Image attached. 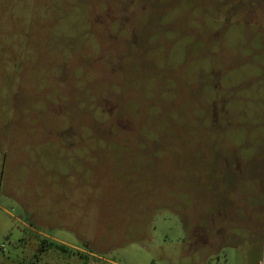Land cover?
<instances>
[{
    "label": "rangeland",
    "instance_id": "1",
    "mask_svg": "<svg viewBox=\"0 0 264 264\" xmlns=\"http://www.w3.org/2000/svg\"><path fill=\"white\" fill-rule=\"evenodd\" d=\"M263 132L264 0H0V264H264Z\"/></svg>",
    "mask_w": 264,
    "mask_h": 264
},
{
    "label": "crops",
    "instance_id": "2",
    "mask_svg": "<svg viewBox=\"0 0 264 264\" xmlns=\"http://www.w3.org/2000/svg\"><path fill=\"white\" fill-rule=\"evenodd\" d=\"M256 133L260 134V129H256ZM264 133V132H263ZM228 154L225 159V166H226V178L228 185H231V190L235 192H239L237 187L234 185L239 182H247L249 185H253V188L257 190L259 193L262 191L264 195V174L260 173V169H253L251 168L252 165L255 163L257 165H262L264 168V149L262 147L258 148V151H255V154L252 156L245 155L244 157L237 156V148L232 144L228 145ZM262 146V145H259ZM246 151L248 149L254 148V145L247 144L244 146ZM239 151V148H238ZM252 169V170H251ZM260 183L262 184L259 185ZM263 188V189H262ZM262 189V190H261ZM256 194V193H253ZM244 199V195L242 196ZM238 202V201H237ZM244 202V200H243ZM243 205V204H242ZM246 213L251 212L249 207L246 206ZM261 211L264 212L263 207H261ZM251 220V217H250ZM264 230V227H263Z\"/></svg>",
    "mask_w": 264,
    "mask_h": 264
}]
</instances>
